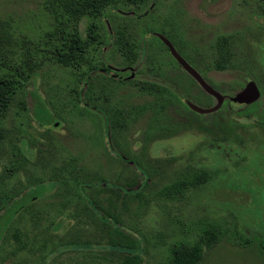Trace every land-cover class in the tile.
Returning <instances> with one entry per match:
<instances>
[{"label":"rangeland","instance_id":"1","mask_svg":"<svg viewBox=\"0 0 264 264\" xmlns=\"http://www.w3.org/2000/svg\"><path fill=\"white\" fill-rule=\"evenodd\" d=\"M44 1L0 0V17L11 19L17 36L25 34L33 40H40L53 21ZM115 3L105 7L98 20L99 26L96 30L100 33L101 41L96 43V50L90 52L93 62L97 65V69L92 72V78L98 75L99 71L108 72L113 75L114 81H121L118 90L120 93L128 92L129 99L140 101L144 95L127 82V79L158 80L163 77L185 87L191 96L190 100L199 104L203 99L199 83L192 80L191 74L177 60L174 61L170 50L164 48L157 38H160L158 34L161 33V28H164L171 31L184 50L191 54L192 61L200 68L196 69L225 96L232 95L236 88H242L248 79L256 81L260 94L252 101L249 110L255 112L254 117L257 116L261 123L259 127L254 123L247 124L254 136H248L240 143L232 140L214 141L209 133L191 129L168 137L156 136L149 141L144 139L143 134L148 122L147 116L139 118L130 129L119 135L113 127L106 126L102 99L97 102L101 109L88 106L91 112H85L81 116L69 113L56 124L46 126H39L33 112L17 108L19 112L10 114L5 120V125L10 127L11 121H15L21 127L20 132L24 136L22 145L27 141L31 145L33 139L37 141L36 144L44 146L43 143L53 139L56 145L65 148L66 152L80 153L82 162L91 165L93 172L105 176L109 181L125 183L131 178L137 171L132 161L135 157L149 160L156 157H176L173 166L168 170L186 163L217 170L209 180L190 191L186 202L180 208L178 200L170 199L164 190L168 179L152 174L142 191L147 202L143 211L139 209V215L136 214L138 206L134 200L129 202L130 208L126 210L121 198H117L114 202L117 209L111 207V210L109 201L115 198L114 190L102 183L98 185L97 192L91 187L84 188L87 195H96V205L101 207L103 214L110 213L104 212L107 208V211L121 213L119 217L133 229V236H145L143 249L139 253L140 260L131 264L164 263L171 243L179 239L193 242L209 220H217L226 228L236 227L237 231H233L235 234H230V238L228 234L225 235L213 247L205 245L200 264H264V252L242 242L244 237L259 238L264 235V0H146L140 6L124 4L121 1ZM88 22L85 17L80 20L79 28L82 33H85ZM121 23H129L136 32L139 44H142L141 40L152 44L151 49L147 47L143 56H140L138 64L127 63L117 50L114 41L115 28ZM150 27L152 29H149ZM222 36L234 38L232 67L217 69L212 66L218 56L214 48ZM53 59L55 58L47 54L34 76L32 92L38 97L28 94L26 99L29 110H33L39 96L52 109V103L60 104L65 96L70 94L71 84L68 85V82H73V74L69 67ZM242 74H245L246 78L243 79ZM87 81L81 91L83 97L89 100L88 96L92 91L89 89L90 81ZM99 89L94 85L95 94L99 93ZM229 99L238 105L243 104ZM223 102L224 99L221 105ZM205 103L203 106H211L216 100ZM80 106L85 105L81 103ZM212 111L204 112L207 113L205 119L208 123L214 116L209 113ZM47 126L50 130H46ZM94 133L99 136L94 145H91L89 138ZM243 133L246 136L248 134L244 131ZM198 144L201 145L197 147ZM87 146L94 148H89L90 152H87ZM25 152L30 158H34L36 148L33 146ZM3 163L4 160L1 159L0 172ZM29 170L41 175V171L34 166H30ZM26 177L19 170L8 179L7 184L15 185L19 179ZM42 177L47 178L46 175ZM54 183L56 182L53 179H46L29 185L25 188L24 196H19L18 200H25L27 203L33 200L34 196H39L33 200L34 203H28L35 209V205L44 204L49 200ZM28 216L30 215L27 208L21 209L14 216L8 231L5 232V239L0 241V264H38L37 260L41 255L44 256L45 264H122V256L105 249L110 238L104 234L102 224L86 226L87 231L77 237L65 235L62 238L65 243H94L96 246L91 249L65 247L51 252L54 241L57 243L61 239L56 234L64 235L66 227L73 221L71 218H62L64 225L59 224L60 227L58 225L54 232H49L55 234V238L54 241L47 242V247L32 250L30 246L33 244L35 248L42 235L38 228L32 227ZM4 217L5 215L1 218L5 219ZM53 218L52 225H55L59 218ZM16 226L23 232L22 238L27 242L26 248L15 250L16 238L10 232ZM105 227L111 228V223Z\"/></svg>","mask_w":264,"mask_h":264},{"label":"trees","instance_id":"2","mask_svg":"<svg viewBox=\"0 0 264 264\" xmlns=\"http://www.w3.org/2000/svg\"><path fill=\"white\" fill-rule=\"evenodd\" d=\"M120 1L124 4L140 6L146 0H45V8L51 13L53 21L40 40H33L25 34L17 36L11 19L0 17V160H4L0 172V241L5 239V232L8 231L14 216L21 209L27 208L30 224L32 227L38 228L42 235L37 246L34 248L32 244L30 247L32 250L43 249L48 246V241H54L55 234L49 232H54L59 224L64 225L62 218L52 225L54 224L52 217L65 212L66 216L72 217L73 221L66 227L64 235L56 234L61 239L57 243L54 241L50 248L51 252L65 247L68 249L78 247L91 249L96 246L94 243L88 241L65 243L62 238L65 235L77 237L85 230L87 231L86 226L102 224L104 225L102 228L104 234L110 238L105 249L122 256V264L138 262L145 236L137 233L133 236L132 228L119 217L121 213L111 211V207H114V210L117 209V204H114L115 200L121 198L126 210L130 208L129 202L136 201V206H138L136 214L139 215V209L143 211V206L147 202L142 193L143 188L148 184L153 174L168 179L164 190L171 197L170 199L178 200V208H180L186 202L191 190L198 188L217 172L216 169L193 163L178 165V167L168 170L176 159L171 156L156 157L151 160L135 157L132 158V161L137 171L130 176L131 178H128L125 183L109 181L105 176L93 172L91 165H87L85 161L82 162L83 157L80 153L66 152L67 150L56 145L53 139V141L50 139L43 143L44 146L36 144L37 141L32 139L31 145L35 146L36 153L34 158H30L25 150H30L33 146L28 141L21 144L24 138L20 132L21 127L15 121H11L10 127L5 125V120L10 114L14 115L19 112L17 108L33 112L39 126H46L56 124L69 113L81 116L85 112H91L87 108L88 106L101 109V105L99 106L97 102L102 99L104 103L102 109L106 115L107 127H113L121 135L130 129L139 118L147 116L148 122L143 134L144 139L149 141L156 136L168 137L180 131L194 129L209 133L214 141L232 140L240 143L244 142L246 137L254 136L247 124L254 123L259 127L261 120H258L257 116L254 117V111L249 110V106L253 102L238 105L225 96L223 104L218 109L209 112L214 116L208 123L205 119L207 113L191 108L186 101L191 96L186 92L185 87L178 85L174 80L163 77L158 80L128 78L127 82L133 84L144 95L142 100L135 101L129 99L130 93L118 91L121 81H114L112 74L99 71V74L92 78V72L97 69V65L93 62L90 52L93 53L96 50V43L101 41L100 33L96 30V27L99 26L98 20L105 7L110 4L115 5V2ZM84 17L88 18L89 22L85 33H82L79 22ZM161 33L173 43L177 51L190 64H193L198 70L200 69L198 64L192 61L191 54L184 50L183 45L178 43L171 31L161 28ZM115 35L114 41L117 50L129 64L133 62L138 64L140 56H143L147 47L149 49L152 47V44H147L146 40H141L142 44L138 43L136 32L129 23L119 24L115 28ZM157 38L160 44L168 50L164 41L158 36ZM233 45V36H222L218 39L214 48L218 54L212 63L214 68L232 67ZM47 54L51 58H55L53 60L56 62L69 67L74 79L73 82H68V85L71 84L70 94H67L60 104L52 103V109L39 96V101L35 103L33 110H29L26 98L28 94L36 95L32 92L34 76L41 68ZM174 61L177 62L176 59ZM190 77L195 83H198L194 77ZM241 77L246 78L245 74H242ZM85 81L87 83L90 81L89 89L92 94L88 96L89 100L83 97L81 91ZM208 82L220 90L214 83ZM94 85L100 88L97 94L93 91ZM199 87L203 98L202 101H199V105L203 106L206 104L205 101L210 103L212 99L216 100L214 95L206 92L200 85ZM239 89L240 87L234 89L233 92ZM36 97L38 96L36 95ZM81 103L85 106H80ZM46 130H50V128L47 126ZM243 131L248 133L247 136ZM98 136L96 133L90 136L91 145H94ZM199 145L201 144H198L197 147ZM87 148V152H90L89 148L94 147L87 146ZM119 157L123 159L121 155ZM28 163L41 171V175L34 174L35 171L29 170ZM19 170L27 176L26 179H19L17 184L8 186V179ZM43 175H46V179H53L59 184L56 192L52 194L56 199L44 204L39 203L35 205V209H32V205L28 203L31 201L34 203L33 200L39 196H34V199L27 203L25 200L19 201L18 197L24 196L25 188L29 185L46 180L42 177ZM100 183L114 190L115 198L113 201H109L111 210L107 211L108 208L104 210V212L110 211L107 214H103L101 207L96 205V195L89 196L84 189L91 187L97 192ZM3 215H5V219L1 218ZM207 222L193 242L179 239L171 243L169 254L162 264H200L205 245L213 247L225 235L228 234L230 238V234H235L232 232L237 231L236 227H223L217 220ZM108 223H111V228L105 227ZM10 233L16 238L15 250L26 248L27 242L23 240V232L19 226L14 227ZM242 242L264 252V235L259 238L244 237ZM37 262L45 264L44 256L41 255Z\"/></svg>","mask_w":264,"mask_h":264},{"label":"water","instance_id":"3","mask_svg":"<svg viewBox=\"0 0 264 264\" xmlns=\"http://www.w3.org/2000/svg\"><path fill=\"white\" fill-rule=\"evenodd\" d=\"M160 38L164 41V43L168 46L170 52L174 56V58L183 66V68L191 74L192 77L199 83V85L208 93L214 95L216 97V103L211 106H201L190 99H187V104L199 111V112H208L217 109L223 99L225 98V95L222 94L219 90L214 88L203 76L202 74L193 66L191 65L184 56H182L173 43L162 33L158 34ZM260 94V90L258 88V85L254 79H248L245 82V85L240 88L239 90L235 91L232 95H228V98H231L234 101H237L239 103L247 104L252 101H254L256 98H258Z\"/></svg>","mask_w":264,"mask_h":264},{"label":"crops","instance_id":"4","mask_svg":"<svg viewBox=\"0 0 264 264\" xmlns=\"http://www.w3.org/2000/svg\"><path fill=\"white\" fill-rule=\"evenodd\" d=\"M106 186H107V185H106ZM58 187H59V184H58L57 182L54 183L52 189L50 190V191H52V192H51L50 195H49V200H46L47 202L56 199V197H55V196H52V194H54V193L56 192V190L58 189ZM50 191H49V192H50ZM49 192H47V193H49ZM46 201H45V202H46ZM33 202H35V201H33ZM56 218H72V217H68V216H66L65 212H63V213L59 214V216H56Z\"/></svg>","mask_w":264,"mask_h":264},{"label":"flooded vegetation","instance_id":"5","mask_svg":"<svg viewBox=\"0 0 264 264\" xmlns=\"http://www.w3.org/2000/svg\"><path fill=\"white\" fill-rule=\"evenodd\" d=\"M129 68L131 67L130 65H127Z\"/></svg>","mask_w":264,"mask_h":264}]
</instances>
